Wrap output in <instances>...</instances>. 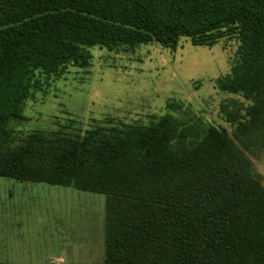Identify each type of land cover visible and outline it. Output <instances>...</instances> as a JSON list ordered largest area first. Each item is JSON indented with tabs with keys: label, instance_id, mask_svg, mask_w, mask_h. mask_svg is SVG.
I'll return each instance as SVG.
<instances>
[{
	"label": "trees",
	"instance_id": "obj_1",
	"mask_svg": "<svg viewBox=\"0 0 264 264\" xmlns=\"http://www.w3.org/2000/svg\"><path fill=\"white\" fill-rule=\"evenodd\" d=\"M183 37L235 40L218 88L264 117V0H0V177L106 196L105 264H264V185L224 128L166 114L15 143L27 102L70 66L88 68L89 49L176 50Z\"/></svg>",
	"mask_w": 264,
	"mask_h": 264
},
{
	"label": "rangeland",
	"instance_id": "obj_2",
	"mask_svg": "<svg viewBox=\"0 0 264 264\" xmlns=\"http://www.w3.org/2000/svg\"><path fill=\"white\" fill-rule=\"evenodd\" d=\"M237 49L235 40L208 47L185 37L176 50L91 48L88 68L70 66L27 102L25 121L12 126L15 143L36 130L149 125L170 114L184 126L226 129L264 185V117L254 120L247 101L218 88ZM106 203L100 194L0 177V264H105Z\"/></svg>",
	"mask_w": 264,
	"mask_h": 264
}]
</instances>
